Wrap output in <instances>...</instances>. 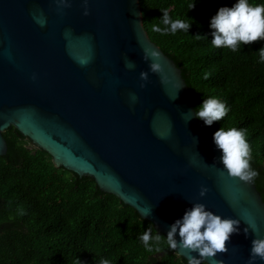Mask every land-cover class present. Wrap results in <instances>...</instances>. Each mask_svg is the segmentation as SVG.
I'll use <instances>...</instances> for the list:
<instances>
[{
  "label": "water",
  "instance_id": "95a60500",
  "mask_svg": "<svg viewBox=\"0 0 264 264\" xmlns=\"http://www.w3.org/2000/svg\"><path fill=\"white\" fill-rule=\"evenodd\" d=\"M145 47L159 51L168 83L149 70ZM194 113L180 68L143 27L138 0H0V156L2 133L14 126L56 166L91 176L166 236L203 203L239 220V231L227 252L202 262L247 264L252 240L264 237V200L253 181L220 174L221 152ZM176 252L187 264L198 257Z\"/></svg>",
  "mask_w": 264,
  "mask_h": 264
},
{
  "label": "trees",
  "instance_id": "16d2710c",
  "mask_svg": "<svg viewBox=\"0 0 264 264\" xmlns=\"http://www.w3.org/2000/svg\"><path fill=\"white\" fill-rule=\"evenodd\" d=\"M235 2L138 0L149 39L180 68L193 109L208 98L225 103L222 120L206 126L199 119L205 128L212 134L219 128L245 130L250 164L258 172L253 182L264 200V61L259 54L264 40L237 51L211 43V18ZM165 10L173 20L189 23V30L154 32V26L165 27ZM2 135L7 149L0 156V264H187L152 222L101 191L91 176L56 166L14 126ZM146 230L161 236L150 242L151 252L140 239Z\"/></svg>",
  "mask_w": 264,
  "mask_h": 264
},
{
  "label": "clouds",
  "instance_id": "9594fccd",
  "mask_svg": "<svg viewBox=\"0 0 264 264\" xmlns=\"http://www.w3.org/2000/svg\"><path fill=\"white\" fill-rule=\"evenodd\" d=\"M84 15H88L87 8H85ZM162 22L165 25L164 28L154 26L152 30L167 35L169 33L175 34L178 30L188 31L190 28V24L183 20H173L166 10L163 12ZM210 27L213 29L211 43L216 48L237 51L240 45L264 40V4H251L249 0H236L232 7L224 6L218 9L211 18ZM143 53V59L151 61L149 70L159 74L162 83H168V76L160 62L159 51L145 47ZM259 54L260 60L264 61V47L259 49ZM125 65L128 68L135 67L131 61L127 60ZM140 78L142 81H147L148 73L142 71ZM205 78L207 79V74ZM144 86L141 84L142 88ZM132 100H136L135 94H132ZM227 111L224 102L217 98H208L203 100L194 114L206 126H211L214 122L222 120ZM213 141L216 148L221 152L220 163L223 165V170L220 174L223 175L226 171L231 178L252 183L258 172L252 169L250 164L251 147L246 139L245 130L234 127L228 130L219 128L213 134ZM207 191V187L202 186L200 196H204ZM238 225L239 220L222 218L220 215L207 210L203 203L197 202L185 211L182 218L177 219L169 226L166 237L167 244L172 250H177L179 247L198 253V257L190 256L188 258V264H202V261L207 258H214L218 253L228 251L227 242L232 234L239 231ZM244 231L247 234L248 228H245ZM177 234L179 240H177ZM140 239L145 248L151 252L150 242L153 239L159 242L161 236L153 237L151 231L146 230ZM258 258L264 260V237L259 236L252 240L247 264H255ZM101 264H109V262L102 260ZM212 264H224V262L213 259Z\"/></svg>",
  "mask_w": 264,
  "mask_h": 264
}]
</instances>
